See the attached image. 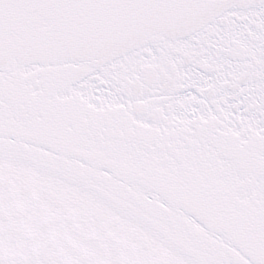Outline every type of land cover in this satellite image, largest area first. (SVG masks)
Here are the masks:
<instances>
[{
  "label": "water",
  "instance_id": "obj_1",
  "mask_svg": "<svg viewBox=\"0 0 264 264\" xmlns=\"http://www.w3.org/2000/svg\"><path fill=\"white\" fill-rule=\"evenodd\" d=\"M80 81L83 88L72 93L73 84ZM102 84L106 90L100 92L95 85ZM94 92L110 101L120 99L119 104L129 97L132 108L133 98H148L151 123L157 110L171 121L163 119L155 128L137 112L131 128L119 124L116 111L107 113L114 105L98 114L75 104L97 119H85V131L78 136L75 123L65 117L69 102L77 101L70 96L84 94V103L92 104ZM9 98L15 101L12 106ZM43 100L48 106L37 113ZM33 104L37 112L31 124H25ZM0 105H7L5 114L0 111V134L35 133L65 151L41 152L33 144H12L0 136V157L31 163L72 182L82 178L84 185L150 227L191 264H253L242 255L248 252L264 264V0H0ZM177 114L183 117L178 122L183 144L174 133L168 135ZM11 116L19 121L11 123ZM88 126L105 149L96 148L98 155L91 138L82 146L80 136L90 133ZM203 140L216 144L204 150ZM134 141L143 144L135 153ZM125 144L130 150L124 151ZM218 147L225 158L218 151L219 156L213 155ZM159 150L162 153L155 154ZM70 151L81 161L90 157V164L99 160L102 167H124L126 178L133 181L150 175L146 168H134L147 153L158 164L162 158L173 160L169 175L181 163L178 184L188 187L191 201L208 206L213 226L250 239L256 251L249 245L246 249L244 242L236 246L217 241L208 224L195 227L178 209L151 199L141 183L130 185L85 167L79 157L70 158ZM84 191L147 231L116 206ZM5 231L0 230L2 238L9 240ZM15 262L14 249L0 243V264Z\"/></svg>",
  "mask_w": 264,
  "mask_h": 264
},
{
  "label": "bare ground",
  "instance_id": "obj_2",
  "mask_svg": "<svg viewBox=\"0 0 264 264\" xmlns=\"http://www.w3.org/2000/svg\"><path fill=\"white\" fill-rule=\"evenodd\" d=\"M1 229L16 264H191L83 189L11 158H0Z\"/></svg>",
  "mask_w": 264,
  "mask_h": 264
},
{
  "label": "rangeland",
  "instance_id": "obj_3",
  "mask_svg": "<svg viewBox=\"0 0 264 264\" xmlns=\"http://www.w3.org/2000/svg\"><path fill=\"white\" fill-rule=\"evenodd\" d=\"M12 230L14 231V229H11V231H12ZM8 232H10V231H8ZM53 234H55V235H56L57 233H53ZM128 258H130V256H128L127 258L121 259V260H120V261H121V263H122V264H127V263H128V261H127V260H128Z\"/></svg>",
  "mask_w": 264,
  "mask_h": 264
}]
</instances>
